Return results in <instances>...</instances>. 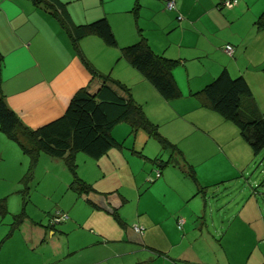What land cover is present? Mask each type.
<instances>
[{
	"label": "crops",
	"instance_id": "1",
	"mask_svg": "<svg viewBox=\"0 0 264 264\" xmlns=\"http://www.w3.org/2000/svg\"><path fill=\"white\" fill-rule=\"evenodd\" d=\"M220 2L176 0L174 16L180 14L181 20L163 11L162 0H99L82 5L81 11L71 4L66 5L75 24L106 18L116 46H108L99 37L88 35L79 41L82 56L98 73L109 74L130 88L133 99L142 106L147 118L158 126L162 136L177 145L185 161L193 167L198 184L182 175L174 177L177 173L170 176L168 167L163 172L160 170L157 187L146 190L142 196L148 199L155 195L160 204L155 198L147 207L156 205L164 210L139 212L136 207L137 215L131 218L123 212V204L112 203V192L95 189L107 193L87 197L101 209H86L84 216L79 209L85 210V207H76L75 201L66 209L68 219L61 222L58 230L45 228L49 223L44 221L40 208L36 218L29 212V207H25L27 219L18 228L23 227V232L16 233V229L11 235L21 234L19 240L25 249L24 256L32 262L9 249L0 264H12L15 260L23 262L18 264H235L233 259H228L232 252L237 253L235 248H230L231 241L227 239L232 227L234 239L248 232L250 239L263 242L256 245L253 254L255 264L264 259V205L253 199H250L253 202L248 200L241 205L233 201L236 208L230 215L225 216L227 207L224 213L218 210L213 216L211 207L215 206L210 201L214 195L209 196L210 189L217 190L218 185L229 183L242 182L244 190L251 191L257 180L253 175L247 177L245 170L255 156L233 124L200 107L190 95L209 83L223 68L231 76V71L238 68L235 57L241 50L238 51L236 45L245 38L234 30V24L237 20L243 21L245 15L249 18L251 15L246 14L249 11L246 0L240 3L237 0L231 9L220 7ZM135 3L139 5L136 18L131 12ZM250 21L247 27L251 25ZM138 29L153 52L181 60L173 69L181 97L171 101L163 99L137 70L120 57L121 47L139 39ZM226 44L234 46L230 58L235 60L222 61ZM247 50L245 46L240 57L249 69L254 64ZM0 55L1 94L6 105L31 129L60 117L80 88L94 92L101 84V80L93 78L73 52L57 20L29 0H0ZM239 71L236 73L242 75L248 85V78L254 83L252 74ZM252 95L260 108L264 94L258 100ZM115 128H120V137L125 133V138L129 136L127 124L121 123ZM149 139L139 130L133 137L132 149L138 145L146 146ZM119 150L110 149L98 161L105 165V160H111L113 164ZM11 156L21 157L18 146L0 132V173L11 168ZM260 171L259 178L264 173L262 169ZM151 179L155 180L154 177ZM197 187H202L204 192L197 193ZM119 196L122 203L128 200L123 194ZM140 199L138 196V201ZM207 207H210L209 221ZM112 208L118 209L124 228L115 225V220L107 212ZM57 211L64 212L60 208ZM179 219L183 220L182 224H178ZM134 225L142 227V232H135ZM214 235L225 238L221 239V244L217 240L216 248ZM50 245L53 251L47 253L45 248L47 250ZM4 246L3 243L0 245V252Z\"/></svg>",
	"mask_w": 264,
	"mask_h": 264
},
{
	"label": "trees",
	"instance_id": "2",
	"mask_svg": "<svg viewBox=\"0 0 264 264\" xmlns=\"http://www.w3.org/2000/svg\"><path fill=\"white\" fill-rule=\"evenodd\" d=\"M29 1L57 20L66 33L73 52L79 56L91 76L101 80V84L94 92H89L85 87L77 90L60 117L35 129H31L21 122L6 105L0 91V132L8 139L17 142L24 153L28 155L30 161L25 176L32 173L37 163V157L41 153L52 159L61 160L72 176L68 188L79 197L85 198L92 208L100 210L101 208L87 197L89 194L105 196L107 193L96 191L91 184L78 176L75 156L76 153L82 152L89 158L98 160L112 148L121 149L122 143L113 138L112 130L118 124L125 123L129 126V136L134 137L141 130L149 138L155 140L163 151H169V161L173 163L175 160L184 176L197 185L193 167L185 161L177 145L162 136L158 126L147 118L142 106L133 99L130 88L109 74L98 73L82 56L79 41L88 35L99 37L108 46H116L115 37L106 18L102 17L85 24H75L68 13L67 3L60 0ZM138 10L139 5L135 3L131 9L134 18L137 17ZM253 25L257 30L264 29V11L259 14ZM137 31L139 39L121 47L120 57L137 70L163 99L171 101L181 97L173 75V69L181 60L156 54L140 30ZM226 45L233 47L234 54V46ZM233 54L229 57H232ZM1 63L0 55V68ZM262 70L264 71V68ZM190 95L196 99L200 107L215 112L233 124L238 129L241 138L251 147L253 155H257L264 148V113L259 109L250 87L242 75L238 74L233 77L226 68H223L209 83ZM22 139H26L27 142L23 143ZM171 157L175 159L171 160ZM176 158L182 162L179 164ZM153 161L159 162L162 167L167 164L158 158H154ZM158 172L160 176L161 172ZM24 177L22 181L28 179V177ZM154 178L158 177L154 176ZM202 191L204 192L202 187H197V193ZM56 212L65 213L63 211ZM107 212L118 225L125 226L117 208H112ZM7 214L5 199H0V217L4 218ZM51 218L49 224L45 225L47 229H53L55 224H58L51 223ZM26 219L27 214L23 206L18 213L13 215L10 229L2 241L21 227Z\"/></svg>",
	"mask_w": 264,
	"mask_h": 264
},
{
	"label": "rangeland",
	"instance_id": "3",
	"mask_svg": "<svg viewBox=\"0 0 264 264\" xmlns=\"http://www.w3.org/2000/svg\"><path fill=\"white\" fill-rule=\"evenodd\" d=\"M94 1L96 2L99 0H70L69 4L67 5L71 4L72 7L78 9V11H81L82 5L84 7L86 4ZM241 1L242 0H239V3ZM64 2L66 1L64 0ZM246 2L249 9L246 14L251 16L249 18L245 15L243 21L237 20L234 24V30L239 31V34L242 33L244 36L243 38H245L243 39L242 43L238 41L236 47L238 51L241 50V55L245 46H247V55L252 58L254 65L247 69V64L238 54L235 57L238 68L237 70H233L231 72L233 77L238 76L236 72L239 69V72H246V74H252V76L255 77L254 83L249 78L248 82H250L249 87L251 92L256 96L258 100L259 97H263L264 94V71L262 70L264 68V29H255L253 22L256 20L259 14L264 11V0H246ZM162 6V9L165 13L174 16L175 10H166L163 0ZM174 17H177V13ZM249 20H251V25L247 27V22H249ZM228 35L232 36L230 33ZM235 59L227 57L223 54L222 61L228 62ZM259 60L262 61L259 63ZM258 76H260V80L258 79ZM259 106L261 112L264 113V101L262 102V99L261 105ZM118 127L122 126L119 125ZM119 129L120 128H115L114 132L112 133L113 138L122 143V148L121 150H119L116 161L112 164L111 160H105V165H103L102 162L91 159L82 152H78L75 156V162L77 165L76 171L78 176L99 191L112 192L110 194L112 203L119 205L123 204V212L128 216V218L137 215L136 207H138L139 212H141L142 210L148 211V209L157 210L158 208L164 210V207H157L156 205H153L154 207H147L148 204L153 203V200L156 198V196L153 195L154 197L151 196L147 199V196H142V194L152 187H157L159 179L157 178L154 181L151 179L155 176L156 171L161 170V172H163V170L168 167V169H170L168 170L169 175L172 176V173H177L174 174V177L177 178L181 175L185 177L182 170L178 168V165H176L174 157H171V160H174L173 163L169 161V152L164 153L159 144L152 138L148 140L146 146L138 145L135 149H132L133 137L130 138V136H128L127 138H125L124 136H126V133L125 135L123 134L124 136L122 135V137H120L121 135L118 133ZM119 131L121 132V130ZM143 133L146 139H148L149 137H147L145 132ZM123 138L125 139L123 140ZM21 141L23 143L27 142L26 139H22ZM15 143L18 146L22 158L11 156V168L4 173H0V199H5V204L8 209V214L4 218L0 217L1 241L10 229V225L13 221V215L18 213L23 206L29 207V212L36 218L39 216L38 210L40 208V214L42 215L45 222H49L50 218L55 214L57 210H59V208L63 209L65 212L69 204H72L75 201L77 202L76 207H85V210L79 209V212L84 216L86 213V209H92L89 203H87L84 199L82 201V197L80 198L77 194H75V192L68 188V183L71 181L72 176L61 160L52 159L49 156L41 153L37 157V163L35 164L32 173H29L28 176H25V173L29 167L30 160L28 155L24 153L17 142ZM245 143L249 146L247 142ZM249 148L251 150L250 146ZM114 150L117 151V148H114ZM139 151L141 153H139ZM253 156H255V160L252 163H249L245 170V174L247 175V177L253 175V177L257 180L255 186L251 189V191L246 187V189L244 190L242 182H239L238 184L229 183V185H218L219 189L217 190H215V188H213V190L210 189L209 196L214 195V197L211 199L212 201H210L211 205L215 206L211 207L213 216H216L218 210H223L222 212L224 213L227 207L228 209L225 212V216L230 215L236 208L234 207L233 201H235L236 203L240 202L239 205H241L244 201L248 202V200L250 201V199H253L254 201L257 200L261 205H264V173L260 178L258 177V175L261 174L260 169H262V172H264V148L257 155ZM154 158H158L164 163L167 162V164L162 167L160 166L159 162L153 161ZM177 161L179 162V164L180 162H182L179 159H177ZM260 163L261 168L258 169ZM24 176L26 178L28 177V179L22 181V178ZM185 179L193 183L189 178L185 177ZM16 182L18 183L16 184ZM120 194H123L125 197H127L128 200L122 203L120 201ZM138 196H140L141 198L139 201ZM157 202L160 204L159 200H157ZM209 208L210 207H207L205 209L207 211L206 218L208 219V221L210 216V212L208 211ZM262 215L264 216V213ZM59 225H62V223L55 224V230H58L60 228ZM115 225H117L119 228H124L117 223ZM214 227H216V225ZM22 229H17L16 233H19L18 231H22ZM196 231L199 234V230ZM234 232V228H230L227 239H230L231 241L230 248H232L233 250L235 248L237 253L233 254L232 252L228 256V259H233V262L235 264L257 263L253 254L254 248H257L256 245H258V243L262 244L263 242H256L255 239H250L248 232L243 236L245 237V239L240 234L238 239H234ZM71 235V239H74V234ZM19 237H21V234H14V236L11 235L9 238L2 241L5 246L0 252V259H4V257L6 256V254L4 253L9 249L11 250V253L17 254L18 257L25 258V249L21 241L19 240ZM214 237V247L216 248L218 242L223 238H220L218 235H214ZM240 239H242L243 242H238ZM217 240L219 241L217 242ZM223 240H225V238ZM2 243H0V245H2ZM28 243L30 244V242ZM221 243L222 241L219 242V244ZM242 249L245 250L244 252L240 253ZM45 251H47V253L52 252L53 250L51 245L47 250L45 248ZM23 261L32 262V259H26V261ZM263 262L264 259L258 264H263ZM13 263L18 264L23 262L15 260Z\"/></svg>",
	"mask_w": 264,
	"mask_h": 264
},
{
	"label": "built area",
	"instance_id": "4",
	"mask_svg": "<svg viewBox=\"0 0 264 264\" xmlns=\"http://www.w3.org/2000/svg\"><path fill=\"white\" fill-rule=\"evenodd\" d=\"M163 2H164V6H165L166 10H170V11L176 10V0H163ZM236 4H237V0H221V3H220L221 7L228 8V9L232 8ZM177 19L181 20L182 16L178 15ZM223 50L228 56H231L233 54V47L230 45H224ZM155 177H159L158 171L156 172ZM66 219H67L66 213L56 212L55 215L51 218V223H60L62 221H65ZM178 223L182 224L183 220L179 219ZM133 230L135 232L141 233L142 227H140L138 225H134Z\"/></svg>",
	"mask_w": 264,
	"mask_h": 264
}]
</instances>
